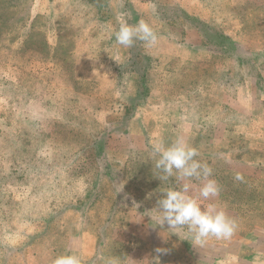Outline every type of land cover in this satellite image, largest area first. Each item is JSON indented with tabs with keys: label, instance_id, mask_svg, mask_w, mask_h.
I'll list each match as a JSON object with an SVG mask.
<instances>
[{
	"label": "rangeland",
	"instance_id": "rangeland-1",
	"mask_svg": "<svg viewBox=\"0 0 264 264\" xmlns=\"http://www.w3.org/2000/svg\"><path fill=\"white\" fill-rule=\"evenodd\" d=\"M121 17L157 43L119 45ZM177 138L211 168L200 202L230 239L156 225L162 189L204 182L158 178L153 146ZM65 253L264 264V0H0V264Z\"/></svg>",
	"mask_w": 264,
	"mask_h": 264
},
{
	"label": "clouds",
	"instance_id": "clouds-1",
	"mask_svg": "<svg viewBox=\"0 0 264 264\" xmlns=\"http://www.w3.org/2000/svg\"><path fill=\"white\" fill-rule=\"evenodd\" d=\"M113 35L119 45L131 47L136 40L142 41L151 47L157 43V35L153 28L143 19L135 25H131L122 17L119 20V28ZM155 168L163 175L160 180H168L176 176L178 180L190 181L201 180L203 183L199 188L198 196L190 195L191 184L183 183L179 188H164L162 195L157 200L154 217L156 225L167 226V229H185L191 234L194 244L203 246L209 238L230 239L237 230L235 220L229 218L222 209L215 204L206 207L200 202V197L207 200L219 194V186L214 179H210L212 170L197 159V150L190 146L183 138H177L170 145L165 146L163 142L153 146ZM235 179L243 181V176L237 174ZM171 233H176L172 231ZM155 252L164 254L167 249L156 248ZM52 264H81L79 256L65 253L56 256ZM107 264H119V260L111 258ZM149 264H160L159 255L149 259Z\"/></svg>",
	"mask_w": 264,
	"mask_h": 264
},
{
	"label": "trees",
	"instance_id": "trees-1",
	"mask_svg": "<svg viewBox=\"0 0 264 264\" xmlns=\"http://www.w3.org/2000/svg\"><path fill=\"white\" fill-rule=\"evenodd\" d=\"M224 38H226L225 36H224ZM221 41H223V38H221ZM133 55H134V57L136 56V57H139V55L137 54V51H133ZM140 76L142 77V79H144V75L143 74H140ZM141 79V80H142Z\"/></svg>",
	"mask_w": 264,
	"mask_h": 264
},
{
	"label": "crops",
	"instance_id": "crops-1",
	"mask_svg": "<svg viewBox=\"0 0 264 264\" xmlns=\"http://www.w3.org/2000/svg\"><path fill=\"white\" fill-rule=\"evenodd\" d=\"M199 47H201V46H196L197 49H199ZM202 48H204V47H202ZM193 53L196 54L197 52L193 51Z\"/></svg>",
	"mask_w": 264,
	"mask_h": 264
}]
</instances>
